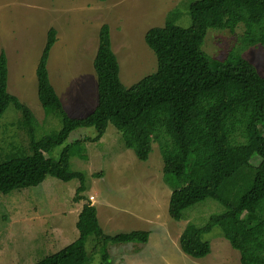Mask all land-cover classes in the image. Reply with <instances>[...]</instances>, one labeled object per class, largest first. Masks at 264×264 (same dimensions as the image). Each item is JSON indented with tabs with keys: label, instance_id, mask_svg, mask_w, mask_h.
<instances>
[{
	"label": "trees",
	"instance_id": "16d2710c",
	"mask_svg": "<svg viewBox=\"0 0 264 264\" xmlns=\"http://www.w3.org/2000/svg\"><path fill=\"white\" fill-rule=\"evenodd\" d=\"M188 15L186 28L176 25L179 16L171 13L162 27L147 30L144 42L156 58V70L128 88L119 78L109 27L102 25L93 59L97 104L80 118L68 116L50 83L47 61L56 42V31L50 28L35 70L37 98L45 117L57 118L61 126L39 138L32 111L7 91V59L1 49L0 117L9 106L20 113L28 150L0 161V193L36 187L46 177L76 179L74 200L83 201L84 174L70 169V158L86 160L85 143L99 141L111 124L124 148L140 161L147 160L154 141L158 144L164 183L171 189L168 215L173 221H181L185 209L206 199L223 206L224 211L211 215L203 226L184 228L179 246L185 255H209L210 244L202 236L217 226L226 239L235 238L231 243L240 264H264V77L242 56L253 46L264 50V0H197L189 4ZM238 26L243 32L224 60L203 52L209 29L233 33ZM81 128H94L95 137L63 146L57 158L48 156ZM241 145L252 146L259 162L253 165L245 158L227 167L230 154ZM75 226L77 239L34 264H89V239L99 264H113L109 244H146L149 238L146 231L105 235L90 202L83 204Z\"/></svg>",
	"mask_w": 264,
	"mask_h": 264
},
{
	"label": "rangeland",
	"instance_id": "374dc122",
	"mask_svg": "<svg viewBox=\"0 0 264 264\" xmlns=\"http://www.w3.org/2000/svg\"><path fill=\"white\" fill-rule=\"evenodd\" d=\"M193 1L197 0H0V50L7 59V91L34 114L36 136L61 126L57 118L45 117L37 98L35 70L50 28L56 31V42L47 61L49 80L68 116L80 118L97 104L93 59L100 27H109L119 78L128 88L156 70V58L144 42L147 30L162 27L171 13L179 16L176 25L188 27V7ZM242 32V26L233 33L209 29L201 48L212 59L224 60ZM242 56L264 77V50L259 45ZM20 117L12 106L0 117V161L10 154L27 153L28 138ZM260 128L264 136V122ZM95 135L94 128L76 129L48 156L57 158L63 146ZM84 150L86 160L76 155L69 162L71 170L84 174L83 201L74 200L76 179L62 182L46 177L36 187L0 193V264H34L72 243L78 237L75 225L85 202L96 208L105 235L149 233L147 244H109L113 264H240L231 243L235 238L226 239L217 226L202 236L211 249L205 258L194 259L181 251L179 237L184 228L188 224L201 227L224 208L206 199L185 209L181 221H173L168 215L171 189L164 183L155 141L147 160L140 161L124 148L120 132L108 124L99 141L85 143ZM245 158L253 165L259 162L252 146L241 145L230 154L227 167ZM247 217L251 218L243 216ZM93 246L89 239L85 245L89 264H99Z\"/></svg>",
	"mask_w": 264,
	"mask_h": 264
},
{
	"label": "crops",
	"instance_id": "0c3cea01",
	"mask_svg": "<svg viewBox=\"0 0 264 264\" xmlns=\"http://www.w3.org/2000/svg\"><path fill=\"white\" fill-rule=\"evenodd\" d=\"M147 244V243H146Z\"/></svg>",
	"mask_w": 264,
	"mask_h": 264
}]
</instances>
